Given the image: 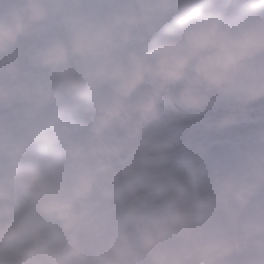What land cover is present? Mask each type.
I'll return each instance as SVG.
<instances>
[{
	"label": "clouds",
	"instance_id": "obj_1",
	"mask_svg": "<svg viewBox=\"0 0 264 264\" xmlns=\"http://www.w3.org/2000/svg\"><path fill=\"white\" fill-rule=\"evenodd\" d=\"M0 264H264V0H0Z\"/></svg>",
	"mask_w": 264,
	"mask_h": 264
}]
</instances>
